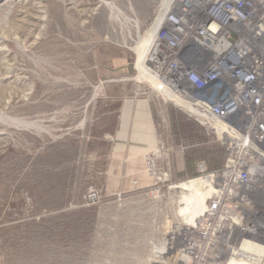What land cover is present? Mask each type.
<instances>
[{
  "label": "rangeland",
  "instance_id": "obj_1",
  "mask_svg": "<svg viewBox=\"0 0 264 264\" xmlns=\"http://www.w3.org/2000/svg\"><path fill=\"white\" fill-rule=\"evenodd\" d=\"M160 3L0 0V264L165 260L169 223L183 221L181 193L195 178L175 172L185 147L176 122L165 118L144 155L121 146L117 118L104 116L122 104V86L165 116L180 109L137 64ZM261 249L240 262L261 264Z\"/></svg>",
  "mask_w": 264,
  "mask_h": 264
},
{
  "label": "built area",
  "instance_id": "obj_2",
  "mask_svg": "<svg viewBox=\"0 0 264 264\" xmlns=\"http://www.w3.org/2000/svg\"><path fill=\"white\" fill-rule=\"evenodd\" d=\"M180 2L158 30L180 104L169 101L215 138L224 161L199 162L203 212L173 221L160 263L229 264L264 250V0Z\"/></svg>",
  "mask_w": 264,
  "mask_h": 264
},
{
  "label": "crops",
  "instance_id": "obj_3",
  "mask_svg": "<svg viewBox=\"0 0 264 264\" xmlns=\"http://www.w3.org/2000/svg\"><path fill=\"white\" fill-rule=\"evenodd\" d=\"M128 92L126 86L120 87L118 101L122 104H119L118 107L109 105L104 112L106 119L117 118L119 125L116 135L120 141L124 142V145L121 144V146L126 148L130 142H134L138 147L137 154L147 155L152 148L157 147L159 132L167 117L176 122L175 137L180 139L181 145L185 146L180 151L181 157L175 167V172L180 177L199 176L201 172L198 164L201 161L205 162L208 170H214L223 164V149L207 147V141L212 135L197 121L177 108H168L165 116L152 99L142 95L131 98L128 96ZM161 105L164 107L165 103L162 102Z\"/></svg>",
  "mask_w": 264,
  "mask_h": 264
},
{
  "label": "bare ground",
  "instance_id": "obj_4",
  "mask_svg": "<svg viewBox=\"0 0 264 264\" xmlns=\"http://www.w3.org/2000/svg\"><path fill=\"white\" fill-rule=\"evenodd\" d=\"M176 1L178 2V0H162V3H160L161 5H160L159 13H158L157 17L155 18L153 25H152L155 27L156 32L155 33L153 32L152 36L148 35L146 37V40H148V45L146 47H145V44L143 45L141 50L138 52L139 58L137 60V64H138L139 70H140L139 73L142 70H144L142 75L151 81L154 91H156L160 95L163 92L162 95H163V98H165V100L170 99V100H175V102H176V95L174 93H172V91L170 90L171 83L168 82V78H167L168 76H173V74H172L171 70H169V67L167 64V62L169 60L168 59L169 52L168 51L163 52L160 50L159 42L161 40L159 38L160 36L158 35V30H159V27L162 26L163 23H167V20H168L167 18L170 15L171 11L173 10L172 6L176 3ZM180 1H183V0H179V5L181 3ZM132 21L133 22L136 21L135 26L137 27V20H132ZM155 36H156V40L151 42V40ZM138 42L139 41L135 42V47L137 46ZM160 43H162V42H160ZM143 51H144V54H143ZM142 54H143V56L141 58ZM140 58H141V60H140ZM149 62H151L153 64V67L151 66L152 67L151 69H149L148 68L149 65H147ZM144 65L148 68L146 71H145ZM152 80L154 82H152ZM157 86H159V89L157 88ZM164 93H167V95H165ZM176 103L180 104V101H178ZM181 106L183 108V104H181ZM187 108H185V109H187ZM188 182H193V183L187 184L185 187V189L188 190L189 193H185L184 195H182V193H181V203L184 204V208L183 207L180 208L179 214L184 216L183 223L188 222V221H192V220H194V218H197V216H200V213H197L196 210H197L198 205L201 202L205 201V197L207 195L205 178H196V179H192ZM187 206H188V208H187ZM172 223H173V221H170V223H169L170 229H171ZM166 238L167 237H165V241L167 240ZM165 244H166V242H165ZM165 244L162 246L163 253L165 252ZM256 249H257L256 247L249 248V251L256 252ZM263 251L264 250L261 249V252H263ZM247 259H250V258H245V257L243 258V260H247ZM255 259H259V258H255ZM229 264H242V263L240 262V260H232Z\"/></svg>",
  "mask_w": 264,
  "mask_h": 264
}]
</instances>
